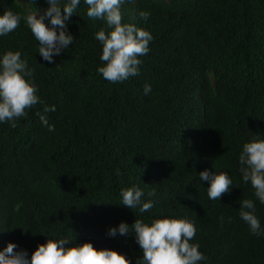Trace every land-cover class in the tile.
I'll return each instance as SVG.
<instances>
[{
    "label": "trees",
    "instance_id": "16d2710c",
    "mask_svg": "<svg viewBox=\"0 0 264 264\" xmlns=\"http://www.w3.org/2000/svg\"><path fill=\"white\" fill-rule=\"evenodd\" d=\"M47 7L0 0V14L22 17L0 36V56L21 53L42 101L15 127L0 122V250L12 242L30 258L47 239L89 241L139 264L134 231L113 237L109 227L170 216L194 223L190 243L206 258L199 264H264V235L239 216L251 199L264 230V204L239 171L243 144L264 138V0H125L123 22L153 40L138 57L139 75L115 84L97 71L104 62L95 34L107 26L87 16L84 0L66 22L73 43L54 63L41 57L23 16ZM205 169L233 181L220 200L207 195ZM133 186L150 210L121 204V189Z\"/></svg>",
    "mask_w": 264,
    "mask_h": 264
},
{
    "label": "clouds",
    "instance_id": "9594fccd",
    "mask_svg": "<svg viewBox=\"0 0 264 264\" xmlns=\"http://www.w3.org/2000/svg\"><path fill=\"white\" fill-rule=\"evenodd\" d=\"M81 0H47L48 7L42 12H28L23 16L32 35L38 41V52L48 63H54L53 56L66 50L74 40L68 32L67 21L79 6ZM125 0H84L87 16L105 22L107 31L101 29L95 38L102 45L100 55L103 65L97 68L103 78L110 83H118L129 77L139 75L138 57L147 55L152 34L133 23L123 22L121 5ZM129 3L133 0H128ZM149 13L140 12L142 19ZM49 21L45 23V19ZM20 14L6 10L0 14V36L15 31L21 21ZM34 70L21 59L19 51H6L0 56V122L16 121L27 115V110L42 103L36 94L37 88L31 82ZM26 77L28 79H26ZM151 91L150 85L144 86V93ZM55 111V106L45 105L44 112ZM41 123L49 131L55 127L48 124L47 117L39 112ZM239 171L245 184L251 185L255 197L264 204V138H255L245 142L239 155ZM119 175V170H117ZM201 180L208 182L207 195L211 200H220L233 186V181L225 171L199 173ZM143 191L138 187L121 189V204L143 213L153 207L152 201H142ZM155 196V190L148 192ZM255 204L251 199L240 202V218L247 223L253 235H264L261 224L255 215ZM223 220V218H221ZM135 233V239L142 249V262L139 264H199L206 259L199 251V245L190 243L196 235L194 223L183 217L158 216L151 222L136 219L131 227L120 222L117 227H109L110 236L127 235L129 230ZM66 239H47L38 244L29 258L25 250L16 251L17 245L9 242L0 250V264H129L127 257L112 248H96L89 241L71 244Z\"/></svg>",
    "mask_w": 264,
    "mask_h": 264
},
{
    "label": "rangeland",
    "instance_id": "374dc122",
    "mask_svg": "<svg viewBox=\"0 0 264 264\" xmlns=\"http://www.w3.org/2000/svg\"><path fill=\"white\" fill-rule=\"evenodd\" d=\"M54 57H56V56H54Z\"/></svg>",
    "mask_w": 264,
    "mask_h": 264
}]
</instances>
